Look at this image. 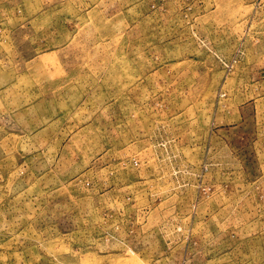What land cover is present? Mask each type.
<instances>
[{
    "label": "rangeland",
    "instance_id": "374dc122",
    "mask_svg": "<svg viewBox=\"0 0 264 264\" xmlns=\"http://www.w3.org/2000/svg\"><path fill=\"white\" fill-rule=\"evenodd\" d=\"M0 264H264V0H0Z\"/></svg>",
    "mask_w": 264,
    "mask_h": 264
}]
</instances>
